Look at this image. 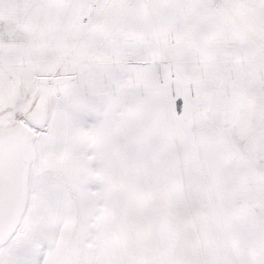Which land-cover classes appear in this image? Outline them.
<instances>
[{
	"label": "snow or ice",
	"instance_id": "6c2138e0",
	"mask_svg": "<svg viewBox=\"0 0 264 264\" xmlns=\"http://www.w3.org/2000/svg\"><path fill=\"white\" fill-rule=\"evenodd\" d=\"M0 264H264V0H0Z\"/></svg>",
	"mask_w": 264,
	"mask_h": 264
}]
</instances>
